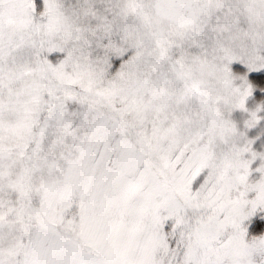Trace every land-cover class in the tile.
Listing matches in <instances>:
<instances>
[{
  "label": "snow or ice",
  "instance_id": "obj_1",
  "mask_svg": "<svg viewBox=\"0 0 264 264\" xmlns=\"http://www.w3.org/2000/svg\"><path fill=\"white\" fill-rule=\"evenodd\" d=\"M0 264H264V0H0Z\"/></svg>",
  "mask_w": 264,
  "mask_h": 264
}]
</instances>
